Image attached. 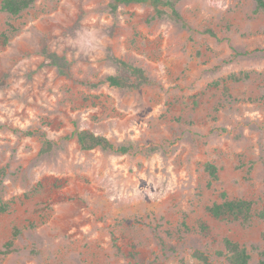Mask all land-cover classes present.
<instances>
[{"label": "rangeland", "instance_id": "rangeland-1", "mask_svg": "<svg viewBox=\"0 0 264 264\" xmlns=\"http://www.w3.org/2000/svg\"><path fill=\"white\" fill-rule=\"evenodd\" d=\"M1 2L0 201L9 208L0 212V264H204L195 249L210 264H229L215 254L224 237L245 245L256 264L264 54L253 51L264 49V12L255 0H180L184 24L154 17L149 4L113 15L110 0H33L12 15ZM44 48L65 56L72 78L47 64ZM235 48L251 54L230 61ZM109 50L142 66L149 82L128 90L74 81L114 73ZM28 129L54 141L88 130L132 149L82 150L73 137L40 154L42 141L23 135ZM222 191L250 200L253 217H212L207 208Z\"/></svg>", "mask_w": 264, "mask_h": 264}, {"label": "trees", "instance_id": "trees-1", "mask_svg": "<svg viewBox=\"0 0 264 264\" xmlns=\"http://www.w3.org/2000/svg\"><path fill=\"white\" fill-rule=\"evenodd\" d=\"M180 0H110L108 3V10L111 14L115 15L117 9L120 6H128L132 4H149L154 11V17L163 18L169 17L177 22L183 23V18L178 10L177 3ZM33 0H2L1 9L12 15H18L27 7L32 4ZM256 10L264 12V0H255ZM184 24V23H183ZM114 27L110 28V31ZM253 52H262L264 49H255ZM47 64L56 68L59 75L72 78L70 62L63 55H59L54 51H49L46 48L42 51ZM251 54V52L243 51L235 48L234 53L230 55L228 60H233L238 56H244ZM107 59L114 64L115 72L108 74L96 82L74 80L78 84L86 85L89 87H97L100 85H108L116 89H139L142 85L149 82V78L142 66L136 65L133 62L126 60L123 57H119L112 53L110 50L107 53ZM232 80H239L241 77L232 75ZM223 90L226 94L229 93V87L224 86ZM25 136H37L41 139L42 145L40 154H50L54 150L63 148V141L70 138H76L79 147L82 150H91L94 148H100L106 151H112L115 153H128L132 146L130 143H114L103 135L94 134L88 130H73L70 134L64 135L60 141H54L48 138L45 132L35 129H28L22 132ZM205 169L212 180H216L218 177V168L212 164L207 163ZM220 197L223 199L221 202H214L207 210L208 213L216 218L226 221H249L253 217L252 202L246 199H228L226 192H221ZM9 208L8 203H1L0 212H5ZM256 216L260 219H264V209L259 211ZM201 232L208 231V225L205 223L200 224ZM263 247L260 248L258 244L253 243L250 245L251 251H257L259 259L256 264H264V234H262ZM160 243L163 245V249L166 248L164 240L160 238ZM12 243L8 242L5 246H11ZM222 245L224 251H216V256H225L229 264H249L251 260L250 250L243 244L232 240L229 237L222 239ZM170 251H175V245H169L167 247ZM192 256L198 261L204 264H210L211 256L201 249H195Z\"/></svg>", "mask_w": 264, "mask_h": 264}]
</instances>
